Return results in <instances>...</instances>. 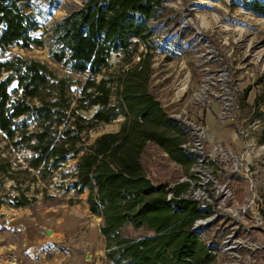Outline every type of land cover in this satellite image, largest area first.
Wrapping results in <instances>:
<instances>
[{
  "label": "trees",
  "instance_id": "trees-1",
  "mask_svg": "<svg viewBox=\"0 0 264 264\" xmlns=\"http://www.w3.org/2000/svg\"><path fill=\"white\" fill-rule=\"evenodd\" d=\"M242 5L264 18V0ZM162 7V0H81L44 29L33 0H0V180L13 182L15 207L27 206L34 197L25 176L35 181L36 172L45 179L68 157L75 159L72 188L86 193L90 213L100 218L111 264L215 260L216 245L193 229L205 210L181 196L188 183L152 180L142 163L148 144L185 170L191 163L180 147L183 126L150 89L152 54L138 52L139 44L150 47L148 22ZM14 46L47 47L66 73L11 53ZM112 54L122 56L117 67L109 62ZM119 117L117 130L90 138L100 124ZM126 227L144 233L128 235Z\"/></svg>",
  "mask_w": 264,
  "mask_h": 264
},
{
  "label": "rangeland",
  "instance_id": "rangeland-1",
  "mask_svg": "<svg viewBox=\"0 0 264 264\" xmlns=\"http://www.w3.org/2000/svg\"><path fill=\"white\" fill-rule=\"evenodd\" d=\"M33 1L44 29L81 2ZM162 6L159 17L148 22L150 47L138 48L152 54L151 91L168 114L186 110L212 141L228 148L229 158L239 156V170L230 158L225 169L214 166L210 173L214 182L209 196L217 182H227L233 197L225 203L213 198L200 202L208 209L203 219L215 214L200 225L204 238L216 245L212 264H246L247 255L256 257L249 263L264 264V142L259 141L264 131V18L247 10L242 0H162ZM10 51L66 73L51 61L47 47L14 46ZM138 58L135 55L133 61ZM109 62L117 67L122 56L112 54ZM221 70L226 76L224 72L220 76ZM121 119L100 124L90 138L117 130ZM3 144L0 133V147ZM75 162L68 157L45 179L36 172L35 181L25 176V184H30L27 194L34 197L27 206L15 207L11 197L18 192L11 187L13 182L0 180V264H111L105 258L100 218L90 213L86 193L77 195L72 188ZM142 163L155 181L185 182L190 172V166L185 170L154 144L147 145ZM125 233L137 236L144 231L126 227ZM231 234L238 244L226 250ZM255 242L261 247L252 254L249 247Z\"/></svg>",
  "mask_w": 264,
  "mask_h": 264
},
{
  "label": "built area",
  "instance_id": "built-area-1",
  "mask_svg": "<svg viewBox=\"0 0 264 264\" xmlns=\"http://www.w3.org/2000/svg\"><path fill=\"white\" fill-rule=\"evenodd\" d=\"M221 72H224V75L226 76L224 70L220 71V76ZM223 78L221 77V81ZM202 92L205 93V89H202ZM202 96L203 95L201 94L200 97ZM222 113H224V111H222L221 114ZM169 116L172 119L178 121L180 124L184 125L187 135L180 147L183 152L188 154L191 158V164L189 168L190 172L185 178V182L188 183V187L186 191L181 194V196L198 201L199 206L200 202L207 204L211 198L217 200L220 203H225L226 200L231 199L233 197V193L230 191V189H228L227 182L222 184L217 182V184L214 185V192H212L209 196V185L214 182L210 173L214 166L216 168L218 167L219 169H225L228 161L231 160L230 158H234L233 167L235 168V171L239 170V156L231 155L229 158L230 152L228 151V148H226L221 142L212 141L209 136V132L203 126L195 124L188 118L186 110L183 109L182 112L171 113ZM208 144L212 146L211 148L207 149ZM196 177L200 178V180L197 181ZM170 197L171 193L168 194L167 198L169 199ZM206 207L207 206H204L203 210H208ZM212 216H215V214L211 213L209 217L197 219L193 224V229L203 228L200 226L203 225L201 222L209 219ZM225 243L227 246L226 250H231L236 247L238 241L233 237V234H231L227 237ZM260 247L261 246L255 242L254 244H251L249 251L252 254H256ZM247 258L249 262L252 258H255L253 259V263L256 261V257H254V255H252V258L250 255H247ZM249 262L246 264H252Z\"/></svg>",
  "mask_w": 264,
  "mask_h": 264
},
{
  "label": "water",
  "instance_id": "water-1",
  "mask_svg": "<svg viewBox=\"0 0 264 264\" xmlns=\"http://www.w3.org/2000/svg\"><path fill=\"white\" fill-rule=\"evenodd\" d=\"M201 229H203V228H196L195 230H196V231H200Z\"/></svg>",
  "mask_w": 264,
  "mask_h": 264
}]
</instances>
